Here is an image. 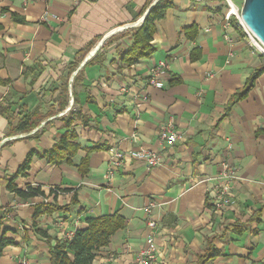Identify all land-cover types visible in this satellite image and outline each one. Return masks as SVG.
Listing matches in <instances>:
<instances>
[{
  "label": "crops",
  "instance_id": "0c3cea01",
  "mask_svg": "<svg viewBox=\"0 0 264 264\" xmlns=\"http://www.w3.org/2000/svg\"><path fill=\"white\" fill-rule=\"evenodd\" d=\"M159 1L0 0V112L10 109L8 118L0 114V179L14 175L30 152L52 149L70 114L79 115L73 129L80 146L72 165L34 157L26 177L15 180L18 189L39 187L44 197L21 199L0 185L2 227L14 242L0 264H50L57 241L87 219L111 215L125 220L124 229L92 264H134L151 233L153 264H264V72L245 99L233 101L264 68V56L234 21L225 27L223 0H171L154 23L152 56L121 64ZM159 62L166 64L162 89L148 85ZM65 84L60 109L55 100ZM35 112L42 117L37 128L10 132L8 119ZM168 123L182 136L173 146L159 142ZM97 145L103 149L89 154L82 176L77 166ZM141 149L157 153L159 165L124 162L107 176L114 151ZM223 162L236 171V204L217 212L213 187ZM42 204L69 209L45 214Z\"/></svg>",
  "mask_w": 264,
  "mask_h": 264
},
{
  "label": "trees",
  "instance_id": "16d2710c",
  "mask_svg": "<svg viewBox=\"0 0 264 264\" xmlns=\"http://www.w3.org/2000/svg\"><path fill=\"white\" fill-rule=\"evenodd\" d=\"M173 6L171 0H160L145 17L142 25L138 28L132 36V45L130 48L121 55V64L131 65L137 63L141 59L150 58L154 52L150 43L155 34L156 21L162 20L166 14V11ZM15 22L22 23V20L13 16ZM190 31V30H188ZM187 35V33H186ZM264 72V68L260 69L253 78L250 80L242 91L234 96L233 101H241L246 98L249 90L252 88L253 82L256 76ZM78 81V77L75 78L72 85V96L74 97V103H77L75 85ZM68 84L63 85L60 90L59 97L56 98L55 102L59 103L60 109L62 108L60 99L68 96ZM8 112L10 109H6L0 114L8 118ZM79 115L70 114L68 118L62 119L66 132L62 135L60 140L54 145V147L48 151L37 152L32 151L27 156L22 165L19 167L17 172L12 175L9 179H0V185H4L5 188L17 195L21 199H29L34 197H44V193L39 187L27 186L25 189H18L14 184L18 177H26V173L29 171V166L34 157L44 161L49 165H61L68 164L72 165V160L76 157L80 146L78 144V136L73 129V124ZM16 121L9 120L10 132L11 133H29L37 128L42 122V117L38 116L35 112L31 115H25L22 119H18L15 116ZM48 126L45 124L44 128ZM103 149L102 146H93L87 152L84 159L81 160L77 166L78 172L84 176L88 173L89 166V154L93 151ZM76 202L72 201V205ZM42 213L50 214L52 211H67L69 208L65 207H50L47 204H42ZM41 213L36 212L34 218L39 216ZM2 218L0 215V257L3 249L14 245V242L6 238L8 232L7 229L2 227ZM125 226V220L118 215L111 216H100L97 218H90L86 221V227L83 229L76 230L71 241H57L52 247L50 252V264H92L97 252L109 245L111 238L120 230H123ZM231 228V227H230ZM233 231H239V235L242 234L241 229L237 230L232 228ZM212 256L214 251L211 252ZM203 258H206L203 257Z\"/></svg>",
  "mask_w": 264,
  "mask_h": 264
},
{
  "label": "built area",
  "instance_id": "2783aa9c",
  "mask_svg": "<svg viewBox=\"0 0 264 264\" xmlns=\"http://www.w3.org/2000/svg\"><path fill=\"white\" fill-rule=\"evenodd\" d=\"M197 2H209L214 0H194ZM226 6V12L224 14L223 20L225 27L230 26L231 21L236 23V26L242 31L243 36L248 43V45L253 48L256 52L264 56V46L259 42V40L244 26L240 17V6L233 0H223ZM142 23V22H141ZM141 23H139L141 25ZM227 39V38H226ZM166 64L164 62H159L156 66L150 69L148 85L156 88L162 89L164 84L162 81V76L165 73ZM146 100V97H144ZM182 136L175 129L172 123H168L165 127H162L159 131V142L161 145L173 146L177 141L181 140ZM226 141H229L226 139ZM228 148H230V143L228 142ZM130 161H141L145 163L147 167H155L159 165V157L157 153L149 150H138L131 153H122L114 151L110 158L111 169L109 170L107 176L110 177L113 174V170L122 166L124 162ZM214 179V178H213ZM237 179L236 171L230 164L223 162L221 166V171L218 176L214 179L215 186L213 187V208L217 212H221L227 208L234 207L236 201L231 197L230 188L233 182ZM36 188V187H34ZM53 192H56L53 189ZM156 207L154 202H151L146 212L150 214L152 210ZM156 222L149 220L147 222V228L150 231L156 229ZM74 233L69 234L64 240L71 241ZM157 260V249L154 243V238L152 233L149 234L145 241V248L138 254L134 264H153ZM20 264H29L28 261L23 258L20 260Z\"/></svg>",
  "mask_w": 264,
  "mask_h": 264
},
{
  "label": "water",
  "instance_id": "95a60500",
  "mask_svg": "<svg viewBox=\"0 0 264 264\" xmlns=\"http://www.w3.org/2000/svg\"><path fill=\"white\" fill-rule=\"evenodd\" d=\"M240 17L244 26L264 46V0H243Z\"/></svg>",
  "mask_w": 264,
  "mask_h": 264
},
{
  "label": "rangeland",
  "instance_id": "374dc122",
  "mask_svg": "<svg viewBox=\"0 0 264 264\" xmlns=\"http://www.w3.org/2000/svg\"><path fill=\"white\" fill-rule=\"evenodd\" d=\"M233 1L235 3H237L240 6V8H241V5H242L243 0H233Z\"/></svg>",
  "mask_w": 264,
  "mask_h": 264
}]
</instances>
